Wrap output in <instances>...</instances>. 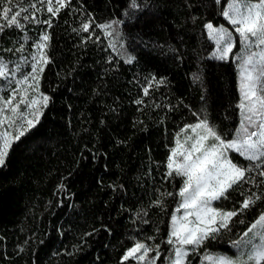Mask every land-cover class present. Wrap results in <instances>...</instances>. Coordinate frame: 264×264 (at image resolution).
<instances>
[{
	"label": "trees",
	"instance_id": "obj_1",
	"mask_svg": "<svg viewBox=\"0 0 264 264\" xmlns=\"http://www.w3.org/2000/svg\"><path fill=\"white\" fill-rule=\"evenodd\" d=\"M10 7V15L26 8L22 16L29 19L21 17L22 29L0 19L5 25L0 60L9 69L19 64L17 76L22 75L33 44L46 32L51 62L39 75V91L50 101L37 126L13 145L0 168V182L47 158L55 169L52 179L44 181L51 186L45 205L14 252L6 247L8 224L0 220V264H122L136 241L153 249L159 244L155 264H165L164 258L172 256L165 242L169 222L180 200L166 193L175 194L182 183L179 177H165L177 134L199 117L232 139L242 120L238 66L232 56L213 58L215 44L204 28L208 22L229 27L220 15L221 5L214 0H135L133 7L132 0H69L56 16L47 11L46 0H13ZM84 22L90 23L88 32L79 31ZM102 24L112 27H96ZM128 57L134 58L131 63H125ZM11 79L0 78V91L7 92ZM230 155L242 167L252 166ZM260 171L264 164L253 166L227 199L214 202L233 210L246 195L262 197L234 217L228 230L221 229L190 253V264L209 253L235 254L233 242L264 213ZM158 198L162 206L153 203ZM155 255L150 252V258ZM123 264L142 263L130 258Z\"/></svg>",
	"mask_w": 264,
	"mask_h": 264
},
{
	"label": "snow or ice",
	"instance_id": "obj_2",
	"mask_svg": "<svg viewBox=\"0 0 264 264\" xmlns=\"http://www.w3.org/2000/svg\"><path fill=\"white\" fill-rule=\"evenodd\" d=\"M12 2L13 0H0V6H3L0 19L5 20L8 27L22 29L24 25L20 22L21 17L23 20L29 19L26 14L22 16L27 9L21 7L20 11L10 15L14 12L10 7ZM46 2L47 11L52 16H56L61 9L68 6L69 0H46ZM214 2L221 5L220 15L228 25L232 26V30L224 25L217 27L212 22L205 23L204 28L208 37L216 46L213 58L226 60L230 56L237 55L233 51L236 47L233 30L238 36L242 51L249 53L247 56L241 55L238 61L241 98L238 107L241 110L242 120L232 139H225L207 118L199 117L196 123L185 124L180 130V133H188L190 130V134L184 135L183 140L180 139V133L177 134L175 146L169 149L166 158L165 177H179L182 183L175 194L166 193L167 196H179L180 200L169 222L165 242L171 246L172 256L164 258L165 264H190L188 259L190 253L203 246L205 241L215 239L221 229L228 230L234 217L262 198L256 193L246 195L239 209L224 210L214 206V202L227 199L229 190L245 181L248 173L253 171V166L260 168L264 164V0H226V6L222 0H214ZM132 6L135 7V0H132ZM29 7L35 8V4H30ZM43 23L51 27L50 21ZM96 27L103 30L111 28L112 24L96 25ZM4 28L5 25L0 24V31ZM89 30V22L82 23L79 29L83 32ZM111 34L105 32V36ZM49 39L46 32L40 34L39 40L33 44L36 52L31 55V71L15 78V87L11 88L6 96L0 95V168L6 166L13 145L40 122L42 109L47 108L50 101L49 96L39 92V74L43 73L44 66L51 62L45 51ZM109 46L115 48L114 44ZM253 48L258 51H252ZM22 50L23 46L18 49V51ZM133 59L128 57L125 63H131ZM19 71V64L9 69L7 63L0 60V78L16 77ZM153 80L155 77L147 81V86L143 89L145 95H148ZM12 82L9 80V84ZM158 83H163V80ZM141 102L136 101L137 104ZM193 115L197 114L193 113ZM230 153L246 159L252 166L242 167L234 161ZM258 174L264 177V171ZM153 203L162 206L163 201L158 198ZM181 209L183 214L178 215ZM240 223L244 221L241 220ZM147 239L152 240L153 237ZM233 243L236 247L247 251H241L235 259L206 255L204 260L208 264H262L264 213H261L247 227L241 238ZM159 248V244L153 249L144 242L136 241L133 247L125 251L122 264L130 258L144 262L152 251H155L156 255L150 259L149 264H155L160 258ZM137 253L141 254L137 256Z\"/></svg>",
	"mask_w": 264,
	"mask_h": 264
},
{
	"label": "rangeland",
	"instance_id": "obj_3",
	"mask_svg": "<svg viewBox=\"0 0 264 264\" xmlns=\"http://www.w3.org/2000/svg\"><path fill=\"white\" fill-rule=\"evenodd\" d=\"M228 28L232 30L231 25H229ZM233 37H234V43L237 44L238 36L235 34L234 30H233ZM215 51H216V46L214 45L212 56ZM252 51H258V49L253 48ZM34 52H36L35 48L32 53ZM234 52L237 55L232 56V60L237 64V66L240 56L241 55L247 56L249 54L247 52L242 51L239 42H238V48L236 49V51L234 50ZM31 63L32 60L30 57L29 68L26 69L22 75L27 74L28 72L31 71V67H30ZM20 76L12 77L11 80L13 82L5 87L7 89V92L0 91V95L6 96L11 91V88L15 87V83H14L15 78H19ZM31 94L32 93H30V95ZM186 134H190V130H188V133H180V139L183 140L184 135ZM174 146L175 143L173 147ZM54 169H55L54 161L52 159L47 158L42 164H40V166L35 167L31 171L19 174L11 180L5 179L4 181L0 182V220L8 224L9 230L7 234H5L6 247L8 252L16 251L20 247L22 242L25 240V238L30 234L31 229L33 228V225L35 223V219L38 216V213L45 205L44 202L45 196L47 195V193L48 194L50 193L51 186L47 185L46 182L44 181H46L47 179L48 180L52 179V174ZM37 185H39L40 187L37 188L38 187ZM177 214L182 215L183 209H181ZM9 225L12 226L10 227ZM234 248H235V254L209 253L207 255L225 256L235 259L237 256L240 255L241 251H244V249H240L236 246ZM140 254L141 253H137V256H139ZM205 256L206 255H204L201 258L198 264H208V262L204 260ZM150 259L151 258L149 252L148 258H146V260L141 263L149 264ZM132 260L137 261L135 259Z\"/></svg>",
	"mask_w": 264,
	"mask_h": 264
}]
</instances>
